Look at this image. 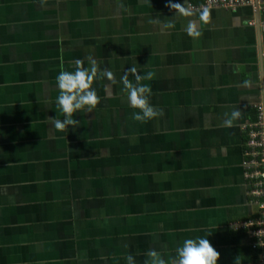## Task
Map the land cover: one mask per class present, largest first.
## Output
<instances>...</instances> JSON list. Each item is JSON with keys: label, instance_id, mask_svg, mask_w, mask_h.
Returning <instances> with one entry per match:
<instances>
[{"label": "crops", "instance_id": "crops-1", "mask_svg": "<svg viewBox=\"0 0 264 264\" xmlns=\"http://www.w3.org/2000/svg\"><path fill=\"white\" fill-rule=\"evenodd\" d=\"M200 4L0 0V264H144L205 231L218 264H256L233 226L257 214L244 127L264 112V6ZM76 60L96 62L98 102L59 130L55 77ZM130 67L152 73L146 121Z\"/></svg>", "mask_w": 264, "mask_h": 264}, {"label": "clouds", "instance_id": "clouds-1", "mask_svg": "<svg viewBox=\"0 0 264 264\" xmlns=\"http://www.w3.org/2000/svg\"><path fill=\"white\" fill-rule=\"evenodd\" d=\"M76 67L73 71H60L55 77V87L59 90L55 99V104L64 113L63 119H52L54 128L66 130L67 126L75 125L73 113L80 109L90 111L97 104L98 97L95 88L91 87L94 78L99 79L96 62L91 61L90 67H81V61H75ZM132 72L135 83H130L126 76L121 79L127 89V99L131 107L139 109L132 112V119L136 121H146L159 114V110L148 102L151 89L148 84L140 83L141 79H150L151 72L147 74H137L135 68L128 69ZM103 75L111 77V73L103 71ZM240 115L238 110H233L223 123L230 126ZM207 231L203 237L196 236L185 238L179 245L175 254L166 260L163 256H158L154 249H149L146 253L144 264H218L219 253L214 249L207 239ZM125 264H136L133 255L127 254L124 257Z\"/></svg>", "mask_w": 264, "mask_h": 264}, {"label": "built area", "instance_id": "built-area-1", "mask_svg": "<svg viewBox=\"0 0 264 264\" xmlns=\"http://www.w3.org/2000/svg\"><path fill=\"white\" fill-rule=\"evenodd\" d=\"M242 6L262 7L264 0H202L201 8L235 10ZM194 8V6H191ZM264 29V25L262 26ZM256 120L244 127L243 168L251 186L250 201L257 208L255 218L236 223L235 229H243L250 238V247L258 252L256 264H264V112L255 106Z\"/></svg>", "mask_w": 264, "mask_h": 264}, {"label": "trees", "instance_id": "trees-1", "mask_svg": "<svg viewBox=\"0 0 264 264\" xmlns=\"http://www.w3.org/2000/svg\"><path fill=\"white\" fill-rule=\"evenodd\" d=\"M202 1V0H201Z\"/></svg>", "mask_w": 264, "mask_h": 264}]
</instances>
